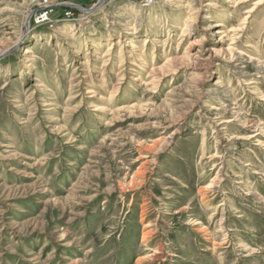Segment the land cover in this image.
Masks as SVG:
<instances>
[{
  "label": "rangeland",
  "instance_id": "1",
  "mask_svg": "<svg viewBox=\"0 0 264 264\" xmlns=\"http://www.w3.org/2000/svg\"><path fill=\"white\" fill-rule=\"evenodd\" d=\"M51 1L0 0V264H264V0Z\"/></svg>",
  "mask_w": 264,
  "mask_h": 264
},
{
  "label": "built area",
  "instance_id": "2",
  "mask_svg": "<svg viewBox=\"0 0 264 264\" xmlns=\"http://www.w3.org/2000/svg\"><path fill=\"white\" fill-rule=\"evenodd\" d=\"M129 1H133V2L146 5L151 0H129ZM30 2L34 5V9L32 11L33 20L34 22L39 23V24L53 22V19H54L53 16L54 14H57L56 12L58 10H62V13H63L62 17L69 18V19L70 18L73 19L74 13L76 11V10L74 11L72 7L67 6V8H64L66 7L65 2H57V1L52 2L51 0H30ZM79 10L82 11V8Z\"/></svg>",
  "mask_w": 264,
  "mask_h": 264
},
{
  "label": "crops",
  "instance_id": "3",
  "mask_svg": "<svg viewBox=\"0 0 264 264\" xmlns=\"http://www.w3.org/2000/svg\"><path fill=\"white\" fill-rule=\"evenodd\" d=\"M67 4H66V7H64V6L63 7L67 8V6H68V7H72L73 9H76V10H79V9H81L83 7L82 5L78 4L75 1H68Z\"/></svg>",
  "mask_w": 264,
  "mask_h": 264
},
{
  "label": "water",
  "instance_id": "4",
  "mask_svg": "<svg viewBox=\"0 0 264 264\" xmlns=\"http://www.w3.org/2000/svg\"><path fill=\"white\" fill-rule=\"evenodd\" d=\"M101 1H103V0H98V2H97V4H96V6H98V5L101 3ZM96 6H94V7H93V8H91L90 10L94 9ZM82 10H84V11H85V9H84V8H82Z\"/></svg>",
  "mask_w": 264,
  "mask_h": 264
},
{
  "label": "bare ground",
  "instance_id": "5",
  "mask_svg": "<svg viewBox=\"0 0 264 264\" xmlns=\"http://www.w3.org/2000/svg\"><path fill=\"white\" fill-rule=\"evenodd\" d=\"M185 31V30H184ZM25 51V50H24ZM28 50H26L25 52L27 53Z\"/></svg>",
  "mask_w": 264,
  "mask_h": 264
}]
</instances>
